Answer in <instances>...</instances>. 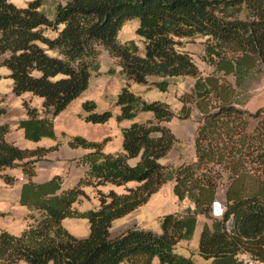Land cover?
<instances>
[{
	"label": "trees",
	"instance_id": "trees-1",
	"mask_svg": "<svg viewBox=\"0 0 264 264\" xmlns=\"http://www.w3.org/2000/svg\"><path fill=\"white\" fill-rule=\"evenodd\" d=\"M44 3L30 0L19 8L0 0V67L9 72L14 96L41 100L39 108L22 101L25 116L17 129L27 141L56 139L55 118L87 90L91 73L99 70L94 62L98 46L115 60L126 85L164 93L175 78L189 77L194 84L179 96L177 116L166 103L146 102L122 87L114 97L115 122L140 113H150L151 119L121 129L119 152H104L106 140L69 137V147L87 153L77 162L86 167L84 176L68 190L61 189L59 175L33 181L36 164L53 148H19L6 139L10 126L0 124V179L12 186L16 180L4 172L20 169L25 180L19 204L31 221L19 236L0 229V264H151L155 259L158 264H194L175 247L192 240L199 217L210 221L202 223L197 242L208 264H243L238 257L244 254L264 263V116L238 108L235 95L252 68L264 66V0H65L52 19L42 12ZM133 21L142 51L134 40H118ZM196 38L205 40L201 59L213 68L205 77L182 50L183 41ZM230 75L234 85L226 82ZM191 106L201 115L195 161L162 165L176 141L166 124L187 119ZM81 110L82 120L92 125L112 118L111 111H96L90 100ZM6 114L0 107V118ZM224 176V211L214 217L212 205ZM167 182L173 183L174 197L190 206L162 215L159 233L136 226L111 233L116 220L146 204ZM128 183L135 186L126 188ZM107 185L125 189L97 190ZM85 187L96 190L98 207L79 212L74 204L85 197ZM64 219L86 220L88 235L72 236L61 224Z\"/></svg>",
	"mask_w": 264,
	"mask_h": 264
},
{
	"label": "crops",
	"instance_id": "crops-1",
	"mask_svg": "<svg viewBox=\"0 0 264 264\" xmlns=\"http://www.w3.org/2000/svg\"><path fill=\"white\" fill-rule=\"evenodd\" d=\"M182 50L187 52L191 56L192 59H195V57L201 58L204 53L203 41L195 42V44L186 43L184 44ZM200 63L201 64L194 62L198 70L201 72L202 76L205 75V73L209 74L213 71L212 67L209 66L210 68H208V65L206 66L202 64L201 61ZM8 74L9 72L7 73V75ZM193 84H194V80L192 78H189V77L175 78L170 81L169 90H167L166 93H163L165 95L166 104L170 107V109L176 116L182 106L181 103H179L178 101L179 96H181L184 93H189L193 87ZM139 87L140 88H136V84H130L128 86L129 90L133 92L135 95H139L141 92L148 91V89H151L147 86L143 87L139 85ZM133 89H135L136 91L134 92ZM101 92L103 93L104 89H101ZM115 95L116 94L114 95L108 94V96L100 95V100L106 103L104 107L105 108L104 111H106L107 109V111L112 110V112L114 113L113 119H111V121L101 126L92 125V124L83 122L85 124V127L81 126L83 129L80 132H77V133L74 132L73 134L71 133L70 135L80 136L91 142H100L105 137H108V136L111 137L108 132V128L111 127L112 125H117L119 129L121 130V129L129 127L133 123H143L151 119L152 116L150 113H140L134 119L130 121H122L119 124H117L115 122V116L119 113V109L113 106ZM81 96L77 98L76 100L72 101L68 105V107L55 118L54 122L60 119L61 117H63V115H67V118L73 123H75L72 119H70L69 114L72 111H75L76 112V113L74 112L75 114H79L81 105L83 101H85ZM21 99H24V100L28 99L27 102H29L32 100V96L30 94H25L21 96ZM236 102L238 106L241 105L238 101ZM40 105H41V100L39 102V106H33V107L39 108ZM245 107H246L245 108L246 111H251V110H247V106ZM70 108H72L71 111H69ZM16 111L24 112L21 106H19V108H17ZM24 116L25 115L23 113L21 117L19 118V120L23 119ZM5 117L6 115L0 118V124H8L10 126L11 131L6 137L9 143H12L17 147L24 148V149L53 148L51 152H49L44 158H42V160H40L36 164L35 176L33 178L34 182L43 183L49 180L52 176L59 175V176H62L63 178V182L61 185L62 190H68L77 185L78 181L84 176V173L86 171V167L79 165L77 162L85 153H87L86 150L81 149V148L69 147L67 145V139L59 141L55 130H54V134L56 138L55 140H52L49 138H42L38 142L27 141L24 138L23 131L17 129L18 122L11 123L8 120H6ZM200 118H201V115L199 114V112L195 109L194 106H191V112L187 119L176 120V121L175 119H172L168 124H166V126L170 129V131L172 132V134L174 135L176 139L177 136L179 137L184 136L186 132L188 131V129L191 128L190 125H193L194 122L198 124L200 121ZM120 130L118 132L119 136L121 135ZM118 140H119L118 143H116L117 140H115V143H113L111 139L108 140V142L104 146V152H106L105 149L107 145H110L113 148H115V151H107L106 153H114V152L121 151V136ZM112 143L115 145L113 146ZM133 163L134 161L130 162V164H133ZM160 163H161V160H160ZM4 174L10 175L16 181L12 186H8L3 182L2 179H0V213L3 214L0 217V229L8 232L9 234L13 236H19L26 229L27 225L31 223V221L27 218V215L30 212L25 206H21L19 204L21 185L23 183V180H25V177L21 173L20 169L9 170L7 172H4ZM133 186H135V184L131 183V184H127L126 187L131 188ZM172 186H173V183L171 182L167 190L170 193H172ZM162 188L163 186L158 190V192H156L154 195L150 197V199L148 200L146 204L139 207L137 210H135L128 216L122 219L116 220L113 223V225H116V229H114V231L111 229V233L115 234L119 231L125 230L133 226L146 229V230H151L155 233H159L160 231L159 218L162 215L182 211L183 209L190 206L187 201L179 202L176 198V200L178 201V206L174 211L163 213L160 211V209H155L154 207L161 206V203L157 204L155 201H157V198L159 197V194L161 193ZM123 189H124L123 187L116 188V187L107 185L104 187H100L97 190H99L102 193H107L109 191H113L115 193H122ZM83 191H84L85 197H83L79 203L74 204V207L79 212H85L87 210L97 209L98 198H97L96 190L92 187H85L83 188ZM151 200L154 202H151ZM179 206L181 207L179 208ZM139 213L143 215L146 213L147 218L146 219L143 218L141 221H136L137 219L133 215L139 214ZM125 219L126 220L132 219L133 223L131 222L128 225V223L123 222ZM201 219L203 218L202 217L198 218V222L196 224L192 240L190 242L182 241L178 243V245L175 247V252L177 254L183 257H191L194 264H208V261H205L199 256L198 248H197L198 237H199V233L202 227V223H199V220L202 221ZM135 221L138 223H136ZM146 222H152V225L145 227L146 225L144 224H146ZM204 222L205 221H203V223ZM61 224L72 236L76 238H84L88 235L89 229H88L86 220L64 219L61 222ZM244 255H239L238 259L242 260L244 258ZM19 264H25V263L21 262ZM151 264H158V261L155 259L152 261Z\"/></svg>",
	"mask_w": 264,
	"mask_h": 264
},
{
	"label": "rangeland",
	"instance_id": "rangeland-1",
	"mask_svg": "<svg viewBox=\"0 0 264 264\" xmlns=\"http://www.w3.org/2000/svg\"><path fill=\"white\" fill-rule=\"evenodd\" d=\"M30 0H11V3L14 4L17 7H25L26 3ZM65 3V0H45L44 6L41 9L42 12L49 18L52 19L55 11V7L59 4L63 5ZM137 28V22L133 21L130 23H127L122 30L118 34V40L120 42H125L129 40H134V42L137 44L138 48L142 51L143 50V45L142 43L137 39L135 36V30ZM45 35L48 37H53L54 33L50 30H45ZM198 41H205L204 39L201 38H196L192 41H183L186 43H191L195 44V42ZM184 46V45H183ZM204 47V44H203ZM97 50V58L94 61L95 63L98 64L99 70L98 72H92L90 75L89 79V86L87 90L82 93V98L87 101L90 100L96 104V109L98 112L104 111L105 110V105L106 103L100 100V95L108 96V94H117L119 90L124 87V86H129V83L126 85V82L123 80V78L119 74V68L115 66V60L112 59L108 52L104 50L103 47L98 46L96 48ZM204 54V53H203ZM3 57L0 56V63L2 62ZM194 62L206 65L205 62L202 61L201 58L195 57ZM202 66V65H201ZM211 67V66H210ZM208 66V68H210ZM8 71L4 67H0V107L4 108L7 112L6 114V120H8L11 123L18 122L19 118L21 115L24 113L16 111L19 106L22 107V101H28V99H21L20 97H16L12 94L11 92V86L12 82L8 78L7 75ZM201 73V72H200ZM211 74V73H209ZM209 74L203 75V77L208 76ZM218 76H223L222 73H219ZM152 80V79H150ZM235 78L233 76H228L226 77V82H228L231 85H234ZM124 82V83H123ZM144 87V86H143ZM243 88H236V101H238L241 105L237 107L246 110L245 106H247V110L250 113H261L262 116H264V66L261 65H255L250 74L247 76L243 86ZM136 88H140L139 85H136ZM101 89H104V92H101ZM129 89V88H128ZM145 89V88H144ZM169 90V88H168ZM135 92L136 90L133 89ZM166 93V92H164ZM25 95V94H24ZM23 96V95H22ZM32 96V95H31ZM139 96L142 97L144 101L152 102V101H160L166 103L165 100V95L158 91L156 88L152 87L151 89H148V91H143L139 94ZM108 98V97H106ZM110 99V98H109ZM40 99L37 97L32 96V100L27 102L30 104V106H39ZM84 102V101H83ZM237 103V102H236ZM114 106V105H113ZM115 107V106H114ZM72 108L69 109L71 111ZM107 110V109H106ZM109 110V109H108ZM112 113V118L114 116V113L112 110H109ZM75 111H72L69 114L70 119H72L75 123L70 121L67 118V115H63L60 119L55 121L53 123L54 125V130L57 134L58 140H65L68 138L72 137L70 135L71 133L73 134L74 132H80L83 128L81 126L85 127V122L82 120L83 113L82 110L80 109L79 114H75ZM15 115V116H14ZM178 115V114H177ZM260 115V116H261ZM111 119L109 121H111ZM176 120H181L178 118H174ZM108 121V122H109ZM84 122V123H83ZM117 123V122H116ZM251 127L255 125V121H251ZM119 124V123H117ZM101 126V125H100ZM191 128L188 129L186 134L182 137L177 136L176 141L171 149V151L168 153L167 157L161 159V164L162 165H170L173 167H178L182 164H189L191 162L195 161V148H194V139H195V132L197 127L199 126V123L197 124L196 122L193 123V125H190ZM119 127L117 125H112L111 127L108 128V132L111 137H105L103 140H106V143L108 140L111 139L113 143H118V139L120 138L118 132H119ZM121 133V130H120ZM100 141V142H102ZM112 143V144H113ZM115 144H113L114 146ZM105 151H115V148H113L110 145H107ZM194 156V157H193ZM222 185L220 186V189L218 191L217 195V200L219 201H224L225 200V176L222 178ZM171 182H167L165 185H163V188L161 189V193L159 194V197L157 198V201H155L157 204L161 203V206L154 207L155 209H160L161 212L163 213H168L174 211L177 206H178V201L176 200L175 197H173L172 193H170L168 190L169 185ZM131 184V183H128ZM127 186V185H126ZM116 187V186H113ZM119 188V187H116ZM122 188V187H121ZM125 189V187H123ZM127 188V187H126ZM123 189V192H124ZM122 192V191H121ZM122 192V193H123ZM151 202H154L151 200ZM155 205V204H154ZM153 205V206H154ZM181 206H179L180 208ZM137 210V209H136ZM184 210V209H183ZM182 210V211H183ZM134 212V211H133ZM181 212V211H178ZM131 214V213H130ZM128 216V215H127ZM136 217V221H141L143 218H147V214L145 213L144 215L139 213L133 215ZM203 218V217H202ZM202 221L199 220V223H203L205 221L207 224H210V221L205 220V218L201 219ZM135 221V222H136ZM148 221V220H147ZM123 222L128 223V225L132 222V219H125ZM138 223V222H136ZM145 227L151 226L152 222H146ZM113 227L111 228L113 231L116 229V225H112Z\"/></svg>",
	"mask_w": 264,
	"mask_h": 264
},
{
	"label": "built area",
	"instance_id": "built-area-1",
	"mask_svg": "<svg viewBox=\"0 0 264 264\" xmlns=\"http://www.w3.org/2000/svg\"><path fill=\"white\" fill-rule=\"evenodd\" d=\"M223 211H224L223 201L216 200L213 203V216L220 217L223 214ZM241 261L243 262V264H264L258 259L252 258L247 254L244 255V258Z\"/></svg>",
	"mask_w": 264,
	"mask_h": 264
},
{
	"label": "clouds",
	"instance_id": "clouds-1",
	"mask_svg": "<svg viewBox=\"0 0 264 264\" xmlns=\"http://www.w3.org/2000/svg\"><path fill=\"white\" fill-rule=\"evenodd\" d=\"M212 215H213V205H212Z\"/></svg>",
	"mask_w": 264,
	"mask_h": 264
}]
</instances>
